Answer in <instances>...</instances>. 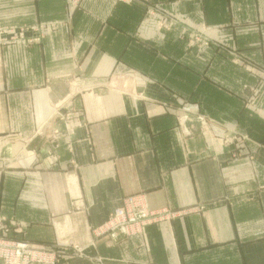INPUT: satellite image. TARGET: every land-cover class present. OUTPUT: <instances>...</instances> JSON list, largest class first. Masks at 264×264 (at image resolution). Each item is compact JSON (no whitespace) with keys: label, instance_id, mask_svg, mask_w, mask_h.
I'll return each instance as SVG.
<instances>
[{"label":"crops","instance_id":"crops-1","mask_svg":"<svg viewBox=\"0 0 264 264\" xmlns=\"http://www.w3.org/2000/svg\"><path fill=\"white\" fill-rule=\"evenodd\" d=\"M80 1L0 0L3 23L71 19L31 44L0 42V218L11 237L84 246L56 264H264V0ZM144 3L205 22L237 54L213 46L195 58L176 31L144 20ZM189 110L212 120L190 133ZM237 132L248 136L237 143ZM135 193L207 209L109 246L94 230Z\"/></svg>","mask_w":264,"mask_h":264},{"label":"rangeland","instance_id":"rangeland-1","mask_svg":"<svg viewBox=\"0 0 264 264\" xmlns=\"http://www.w3.org/2000/svg\"><path fill=\"white\" fill-rule=\"evenodd\" d=\"M116 2H126L128 4H133L135 2H138V0H115ZM80 0H73V5L75 8L80 6ZM145 7L144 10V20H149L152 21V24L156 30L164 36L165 32L174 30L177 32L176 36H174V40L178 42H183L186 46L187 49L190 48H197L196 51H194L195 58H201L204 59L205 56L207 57L208 55L206 54V49L207 48H213V46H216L217 48H220L221 51H223L226 54L231 55L234 57V53L237 54L236 51H234L233 48L227 45H222L223 43H213L212 38L207 34L209 32L208 25L205 22H199L197 25H189L187 23V20L184 18H181L179 14L174 12L173 10H170L167 5L163 3H144L143 4ZM71 19H62V20H52V21H37L34 24L30 25H24V24H11V23H3L0 21V42L3 44H31L33 42L41 40V38L48 32V30H56L60 26H68L70 25ZM208 30V31H207ZM29 31H34L33 35H28L27 32ZM207 32V33H206ZM191 54V52H188ZM193 53V52H192ZM175 54V53H174ZM179 55L177 56V58ZM245 60H249L246 56H243ZM191 58V57H190ZM238 58H240L238 56ZM246 64L245 62H243ZM248 68V67H247ZM255 69H258L257 67H253ZM249 69V68H248ZM260 70L262 73H264V65L261 66ZM259 71V72H260ZM260 72V73H261ZM195 87V86H194ZM137 88H133L132 92L137 91ZM141 95V93H137L136 96ZM175 105V104H174ZM189 121H190V128L189 132L192 133L194 130H203V125L205 124L204 120H212V117H209L207 115H204L202 113L194 112L192 114V111L189 110ZM186 117V115H185ZM187 120V118H186ZM238 134H234L235 139L232 138L233 136H229L228 138L222 137L223 141H232L235 140V142H239L240 140L243 141L244 138H247V134L245 133H240L237 132ZM126 195L123 199L121 204L126 203L127 197L130 196ZM126 199V200H125ZM149 200V199H148ZM150 201V200H149ZM150 203V202H149ZM120 204V205H121ZM195 204H204L205 209L202 211L204 212L207 209V204L205 203H195ZM193 204V205H195ZM151 205V204H150ZM127 207V205H125ZM165 207V208H164ZM168 208V205H158V206H153L151 205L148 207L146 210L142 209V204L136 202L134 203L133 208L137 209L136 212L130 211L128 213L126 219H131L132 215H145V222H144V227H145V233L147 231V227L152 224V223H157V222H171L174 219L178 218L177 217H171L167 219V214H170L169 211L170 209ZM115 210V209H114ZM112 211L107 218V220L103 223L105 224L111 217L114 216L115 211ZM200 212V213H202ZM197 213V212H194ZM192 213H186L183 214V216L179 217H184ZM169 217V216H168ZM101 224V225H103ZM99 227V226H98ZM11 232H12V223H8V220L6 218H0V239H6L10 241H16V242H24L26 240L24 239H16L11 237ZM95 232V230H94ZM140 235L139 233H135L134 235H128L125 233H118L117 230L115 229H110L109 232L106 234L107 236V244L109 246L114 245L116 243H119L120 241L123 240H128V239H140L144 238L146 234ZM28 242V241H27ZM30 243V242H29ZM32 244V243H31ZM35 245V244H33ZM37 246V245H35ZM40 248H47V246H39ZM78 247L83 248L84 246H81L80 244H71V246H62L59 250H62L64 252H68L65 255H77L78 252L77 249ZM72 251V252H70ZM75 253V254H73ZM64 255V256H65ZM84 255H78V256H85ZM62 258V257H61ZM60 258V259H61ZM3 261V264H5L3 258H0ZM59 259V261H60ZM58 261V262H59ZM31 264H37L36 262H33Z\"/></svg>","mask_w":264,"mask_h":264},{"label":"built area","instance_id":"built-area-1","mask_svg":"<svg viewBox=\"0 0 264 264\" xmlns=\"http://www.w3.org/2000/svg\"><path fill=\"white\" fill-rule=\"evenodd\" d=\"M127 198L126 203L124 201L123 204L115 208L114 216L111 217V219L105 224L95 228V234L97 236L106 235L110 229H116L118 233L122 232L128 235H134L135 233L143 235L145 233V227L143 224L146 216L144 214L132 215L129 220L126 218L130 211L136 212L137 209L133 208L134 203L136 202L142 204V209L144 210L150 207L151 205L148 197L144 193H135ZM125 205H127V207H125ZM168 208L170 209V214H167V219L183 216V214L186 213H200L205 209V205L195 204L178 210L169 206ZM168 208L166 207V209ZM77 251L78 252H75L78 253L77 255H84V248L78 247ZM66 253L68 252L54 248H40L27 241L16 242L0 239V258H3L5 264H31L33 262H36L37 264H56Z\"/></svg>","mask_w":264,"mask_h":264}]
</instances>
